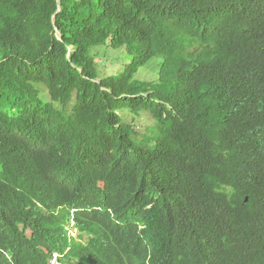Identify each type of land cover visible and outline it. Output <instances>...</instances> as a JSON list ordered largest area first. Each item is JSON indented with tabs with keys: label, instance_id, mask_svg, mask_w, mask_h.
I'll list each match as a JSON object with an SVG mask.
<instances>
[{
	"label": "trees",
	"instance_id": "1",
	"mask_svg": "<svg viewBox=\"0 0 264 264\" xmlns=\"http://www.w3.org/2000/svg\"><path fill=\"white\" fill-rule=\"evenodd\" d=\"M54 251L264 264V0H0V264Z\"/></svg>",
	"mask_w": 264,
	"mask_h": 264
},
{
	"label": "rangeland",
	"instance_id": "2",
	"mask_svg": "<svg viewBox=\"0 0 264 264\" xmlns=\"http://www.w3.org/2000/svg\"><path fill=\"white\" fill-rule=\"evenodd\" d=\"M102 46V45H101ZM97 60L99 61V70L105 75L116 73L117 69L125 64V60L129 59V55L122 53L121 49H114L112 47H100L95 50ZM161 59L155 58L146 65L140 66L136 78L147 80L158 77L159 62ZM141 131L145 130V126L153 123V119L148 112H143L141 117L136 121Z\"/></svg>",
	"mask_w": 264,
	"mask_h": 264
},
{
	"label": "clouds",
	"instance_id": "3",
	"mask_svg": "<svg viewBox=\"0 0 264 264\" xmlns=\"http://www.w3.org/2000/svg\"><path fill=\"white\" fill-rule=\"evenodd\" d=\"M73 212L74 210H72V213ZM65 229H66L68 239L70 241L74 239L75 240L80 239L79 238L80 230H79V227L76 225V221L73 217L69 219L68 224L65 225ZM114 242H115L114 239H112L109 242L108 246L113 247ZM105 254H108V253H105ZM114 255H115V252L109 253V256L107 255V260L110 261V263L108 264H114ZM61 257H62L61 252L54 251L49 258V264H63L62 261L60 260Z\"/></svg>",
	"mask_w": 264,
	"mask_h": 264
}]
</instances>
